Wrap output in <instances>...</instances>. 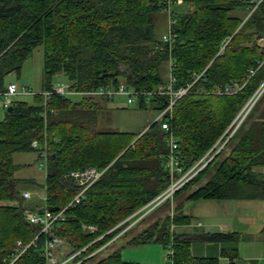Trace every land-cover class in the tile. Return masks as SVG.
Returning <instances> with one entry per match:
<instances>
[{"label": "trees", "instance_id": "trees-1", "mask_svg": "<svg viewBox=\"0 0 264 264\" xmlns=\"http://www.w3.org/2000/svg\"><path fill=\"white\" fill-rule=\"evenodd\" d=\"M165 1L0 0V96L7 89L6 74L20 72L39 45L44 53L42 90L52 89L58 74L67 77L73 91L121 82L153 90L164 83L162 71L168 70L170 57L178 85L194 81L174 104L170 128L154 121L142 133L105 126L103 101L88 93L80 100L53 93L46 104L41 93L31 101L15 98L0 119V264L11 258L18 240L29 243L36 236L12 264H48L47 235H37L39 225L27 215L42 206H65L80 189L70 173L89 166L105 170L84 198L67 208L63 228L55 232L72 244V252L84 248L74 258L82 259L79 264H154L122 258L125 245L150 242L169 248L167 264H220L219 256L194 255L192 243L236 241L238 232L177 231L194 219L185 205L199 199L264 198V109L254 113L264 92L237 125L264 81V42L259 44L264 1L249 16L250 0L174 3L172 44L156 29ZM229 86L232 92H217ZM168 102L162 94L138 99L140 107L157 112ZM171 132L178 138L184 170L207 152L213 154L217 141L223 146L172 198L132 223L143 213L138 210L171 183L166 166ZM26 151L45 158V181H26L38 183L45 194L39 203L23 196L22 179L14 175L13 154ZM221 255L237 264V248H223Z\"/></svg>", "mask_w": 264, "mask_h": 264}, {"label": "built area", "instance_id": "built-area-1", "mask_svg": "<svg viewBox=\"0 0 264 264\" xmlns=\"http://www.w3.org/2000/svg\"><path fill=\"white\" fill-rule=\"evenodd\" d=\"M264 0H250V5L247 8L249 16L256 7L263 2ZM183 0H166L164 4V11L168 14V29L161 36V39L168 44H172L175 40V23L177 18L175 16V12L173 10V4L178 3L181 4ZM226 43V41H225ZM225 43L221 47V51L223 50ZM220 51V52H221ZM175 59L170 57L169 59V76L164 83L158 85L156 89L153 90H135L130 88L125 82H121L116 87L112 86H100L94 90L83 92L88 93L90 95H102L107 97H113L115 95H124L127 98L128 103H133L137 101L139 98H143L145 101H149L152 96L156 94L167 95L169 98V102L167 105L157 112V116L155 121H158L161 128L168 130L170 128L169 119L172 117L174 104L176 101L187 94L190 90L193 82L187 83L186 85H178L177 79L175 77ZM254 72V70H252ZM201 74H197L196 79ZM71 83L68 81L66 84L58 83L57 85H53L50 90H42L41 92H35L31 88L26 86H19L16 82H10L7 84V89L2 93L4 96L3 105L4 107L10 106L12 101L14 100L15 95H28L41 93L43 95V104H46L53 93L67 95L71 93L73 90L70 89ZM233 87L229 86L226 90H222L221 88H217V92H232ZM264 92V81L260 85V87L256 90L255 94L252 97L251 106L258 99V97ZM245 114V113H244ZM244 114L238 121L237 125L244 118ZM167 143L169 145V151L166 157V166L170 172L171 183L170 185L161 192L156 198L152 201L148 202L144 205L140 210L143 213L138 217L145 215L156 205L161 203L162 201L172 198L174 193L183 186L186 182H188L195 174L199 172L205 164H207L214 154L223 146V143L217 141L214 146H217V150L210 154V151L203 155L193 166L184 170V167L181 165V152L179 148L178 138L174 133H170L167 138ZM34 146H38L37 141H33ZM41 148V147H39ZM47 147L42 149V154L46 156ZM105 168H99L97 166H89L84 170L72 171L70 175L74 176L77 180V183L80 185L79 191L71 198V200L65 205L57 210H51L48 206H43L42 212H29L28 218L32 223L39 225L38 234L45 233L47 235L45 246H44V256L47 259L48 264H79L81 260L75 261V256L79 254L84 248L81 250H77L75 252H71L69 255H63L61 252V246L64 243V238L55 232L63 228V222L66 219L65 212L68 207L78 204L85 196L86 190L91 186L96 180L100 178L103 174ZM178 174V175H177ZM25 198H30L32 196V192L30 190H24L22 192ZM137 211V212H138ZM136 212V213H137ZM134 223V222H132ZM89 228L94 230V226L90 225ZM37 237V236H36ZM35 237V238H36ZM35 238L31 240L29 243H23L21 240L17 241V247L12 253L11 258L4 259L6 262L4 264H12L25 250L26 248L34 242ZM106 245V244H105ZM103 245L102 247H104ZM100 247L99 249H101ZM170 247V246H169ZM97 249V250H99ZM96 250V251H97ZM94 252L90 253L86 257L92 255Z\"/></svg>", "mask_w": 264, "mask_h": 264}, {"label": "rangeland", "instance_id": "rangeland-1", "mask_svg": "<svg viewBox=\"0 0 264 264\" xmlns=\"http://www.w3.org/2000/svg\"><path fill=\"white\" fill-rule=\"evenodd\" d=\"M235 12H240L241 9L237 8L234 10ZM168 14L166 12H159L157 14V23L156 29L159 33L167 31L168 29ZM161 34V35H162ZM264 42V41H263ZM43 46H37L31 53V55L24 61L20 72L11 71L6 74L5 82L6 84L10 82H16L19 86L29 87L35 92L42 91V75H43ZM162 75L165 78V81L169 76V65L168 70H163ZM68 81L63 74H58L54 77L53 84L57 85L58 83L66 84ZM76 99L81 98V95H74ZM15 98H22L28 101L32 100V94L28 95H15ZM96 100L103 101L105 105V109L102 111V120L103 124L109 126L114 129L121 130H134L140 131L143 129V125L148 123L151 119H153L156 115L154 110L150 107L142 108L140 107L138 101L133 103H127L126 97L124 96H115L111 101L103 100V97L96 96ZM4 96H0V119H3L5 116V107L3 105ZM256 102V101H255ZM251 107V103L245 108V111H249ZM264 109V95L257 103L254 113L257 114L260 110ZM105 111V112H104ZM34 153H25V152H16L13 154V160L16 164L14 175L17 178L22 179V183L20 187L24 188L22 191L30 190L32 192V196L28 198L30 201H35L37 203L41 202V198H43V191L39 189L37 185L38 183L26 182L27 179H36V181H43L46 175V165H44L45 158L36 157L35 160L32 159ZM32 159V160H31ZM28 161V162H27ZM24 163H30L29 165ZM26 182V183H25ZM26 187V188H25ZM41 197V198H40ZM203 199L199 200H191L185 205V212L194 216L193 223L197 224L198 220L205 221L204 226L197 225V228H194L192 225L190 226H179V231H194V230H202L207 229L208 225L206 221L216 223L222 222L225 217L224 214L216 213L212 210L213 206L203 205ZM211 210L213 212H211ZM209 212V217L206 218L205 212ZM202 213V214H201ZM202 215V216H198ZM139 218H136L133 222L137 221ZM142 226H139L141 228ZM138 228V229H139ZM177 230V227H175ZM177 230V231H178ZM137 231V230H136ZM239 233V232H238ZM240 237V255H253L257 260L244 259L240 260L241 264H262L263 256H264V245L259 246L258 240L255 241V246L250 244V240L246 237V234L239 233ZM121 243V242H120ZM204 243L199 241H194L192 243V253L195 255H205L204 253H212V251L204 249ZM120 245V244H119ZM118 245H115L113 248H116ZM63 255H69L72 250V244L64 238V243L60 249ZM122 258L126 261H131L135 263H154V264H167L169 257V248L164 247L163 244L158 242H150L146 244H138V245H125L122 247Z\"/></svg>", "mask_w": 264, "mask_h": 264}, {"label": "crops", "instance_id": "crops-1", "mask_svg": "<svg viewBox=\"0 0 264 264\" xmlns=\"http://www.w3.org/2000/svg\"><path fill=\"white\" fill-rule=\"evenodd\" d=\"M169 65V64H168ZM65 76V75H64ZM67 79V77L65 76ZM68 81V79H67ZM70 98L74 100H80L82 99L84 93L81 91H72L71 93L67 94ZM74 95H81L82 97L79 99L74 98ZM95 96H102V95H95ZM115 96H124V95H115ZM111 97V101L114 99V97ZM126 97V96H124ZM127 101V98H126ZM138 101V100H137ZM128 103V101H127ZM156 113L155 117L148 121L145 125H143V129L140 131H134V130H123V131H130V132H143L149 125H151L157 116V111L154 110ZM121 130V129H120ZM25 153H34L32 156V159L35 160L36 157L39 158L38 153L36 151H26ZM31 159V160H32ZM40 159V158H39ZM28 162V161H27ZM45 163V162H44ZM29 165L30 163H24ZM45 165V164H44ZM264 170V168H263ZM16 176V175H15ZM36 180V179H35ZM45 181V178L43 181H38V183H43ZM26 190V189H25ZM43 195V201L45 198V194ZM203 205L213 206L212 210L219 214H224L226 219H224L222 222L216 221V223H210L206 221L208 228L202 229V230H208V231H236L239 233L246 234V237L250 240V244L255 246V241L258 240L260 243L259 246L264 245V198L263 199H203ZM211 210V212H213ZM205 213V217H209V212ZM202 214V213H201ZM191 215V214H190ZM193 216V215H192ZM202 216V215H198ZM194 218V216H193ZM190 226L192 225L194 228H197V225H200L201 227L205 225V221L198 220L197 224H194L193 222L191 224H184L179 226ZM177 226V230L179 228ZM179 231V230H178ZM181 232H190V231H181ZM238 233V234H239ZM203 242V241H199ZM204 249L212 251V253H204L205 255L200 256H219L220 258V264H229L230 258L228 256L221 255V250L223 248H237L238 257L235 259V262L237 264H241L240 260L244 259H256L253 255H240V237L236 241H227V242H203ZM121 244L120 242L118 245ZM63 245V244H62ZM195 255V254H194ZM199 256V255H197ZM263 263L264 264V256H263Z\"/></svg>", "mask_w": 264, "mask_h": 264}, {"label": "water", "instance_id": "water-1", "mask_svg": "<svg viewBox=\"0 0 264 264\" xmlns=\"http://www.w3.org/2000/svg\"><path fill=\"white\" fill-rule=\"evenodd\" d=\"M260 36H261V39L259 40V44H262L263 41H264L263 33L262 32L260 33ZM10 108H11V106H8V110H10ZM247 112L248 111L245 112L244 116L246 115ZM158 125L160 126V124H158ZM49 209H51V210H57L58 207L57 206L56 207H49ZM42 210H43V206L39 208L38 212L40 213V212H42Z\"/></svg>", "mask_w": 264, "mask_h": 264}]
</instances>
